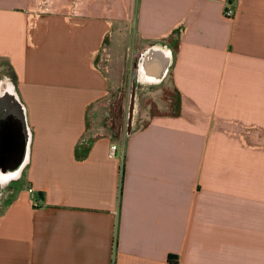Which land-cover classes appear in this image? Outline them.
Listing matches in <instances>:
<instances>
[{
    "label": "crops",
    "instance_id": "0c3cea01",
    "mask_svg": "<svg viewBox=\"0 0 264 264\" xmlns=\"http://www.w3.org/2000/svg\"><path fill=\"white\" fill-rule=\"evenodd\" d=\"M0 175V264H264V0H0Z\"/></svg>",
    "mask_w": 264,
    "mask_h": 264
},
{
    "label": "rangeland",
    "instance_id": "374dc122",
    "mask_svg": "<svg viewBox=\"0 0 264 264\" xmlns=\"http://www.w3.org/2000/svg\"><path fill=\"white\" fill-rule=\"evenodd\" d=\"M105 54V66L108 65L107 52ZM125 70L124 66L121 69ZM118 78L121 81V88L112 92L110 101L104 105L100 110L97 122L104 124L109 134L115 137H123L125 134V125L128 117V102L130 101V90L128 89V82L130 83V75H120ZM127 80V81H125ZM126 82V83H125ZM127 86V87H126ZM127 88V89H125ZM178 94L171 85H167L165 90L158 93H150L149 91H138L134 100L135 104V124L137 127L142 121L143 116H150L159 114L161 112L175 113L177 109ZM145 123V122H144ZM2 193V186L0 184V194ZM1 204V203H0Z\"/></svg>",
    "mask_w": 264,
    "mask_h": 264
},
{
    "label": "built area",
    "instance_id": "2783aa9c",
    "mask_svg": "<svg viewBox=\"0 0 264 264\" xmlns=\"http://www.w3.org/2000/svg\"><path fill=\"white\" fill-rule=\"evenodd\" d=\"M43 13V11H35V10H31L30 13H29V18H28V26L31 28L34 26V23H35V19L37 16H40L41 14ZM224 15L228 18H233L235 16V10L233 8H227L225 11H224ZM135 115H134V119L133 121L130 120V129H132V127L134 126L135 124ZM117 149V146L114 144L112 145L111 147V152H110V155L111 156H114L115 155V151ZM29 192L31 194H33L34 190L33 188H29Z\"/></svg>",
    "mask_w": 264,
    "mask_h": 264
},
{
    "label": "bare ground",
    "instance_id": "6f19581e",
    "mask_svg": "<svg viewBox=\"0 0 264 264\" xmlns=\"http://www.w3.org/2000/svg\"><path fill=\"white\" fill-rule=\"evenodd\" d=\"M10 86V88L12 87V85H9ZM9 86L7 85V86H5L4 84L1 86V90L2 91H4V88H5V90L7 89V91H9L10 89H9ZM8 87V88H7ZM2 178H4L3 176H1L0 175V182H3L4 181V179H2Z\"/></svg>",
    "mask_w": 264,
    "mask_h": 264
}]
</instances>
